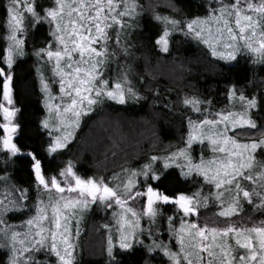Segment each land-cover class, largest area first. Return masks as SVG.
Instances as JSON below:
<instances>
[{
  "label": "trees",
  "instance_id": "obj_1",
  "mask_svg": "<svg viewBox=\"0 0 264 264\" xmlns=\"http://www.w3.org/2000/svg\"><path fill=\"white\" fill-rule=\"evenodd\" d=\"M248 1L261 3V0ZM125 2L131 3L132 0H121L117 13L125 10ZM234 2L235 0H223L224 4L231 5ZM136 3L139 5L136 10L138 14L123 17L125 21L123 28L119 23L113 26L110 41L106 45L109 46V58L114 57L117 60L109 63L107 74L101 79L109 82L108 90L120 83L124 89L129 87L135 89L142 98L137 99L128 95L126 103H119L106 96L102 97L103 103H98L93 107L92 112L81 117L80 126L75 130V135L68 142V146L49 153L48 146L53 142L56 134L50 127L46 129L42 125V121L46 119L51 125L53 124L51 117L46 115L49 98L47 91L43 88L42 81L46 79L41 71V64L45 60L35 53L39 48L47 47L49 41H52V47L54 46L55 41L51 35L53 28L47 21L33 26L34 20L31 14L24 13L25 31L20 35L25 37V54L16 55L12 68L9 70L5 62L10 44L7 39L10 34L9 12L7 0H0V67L10 71L13 77L12 101L17 109L14 121L19 125L13 142L21 148V152L13 157L6 149L0 147V196L4 195L5 188L18 199L19 191L16 189L29 190L28 199L20 201L24 207L8 215L9 223L21 224L34 216L38 185L32 168L35 161L29 153L36 154V158L41 161L44 175L49 179L52 175L58 177L64 165L71 162L78 175L95 179H98L100 175L99 177L103 178L105 183L116 188L131 175L130 171L125 172L124 169H136L140 173L135 177L138 184L137 191L138 188L142 190L144 186L151 185L169 196H176L183 192L200 202L207 197V207H204L206 203L203 204V202L204 208H202L200 203L198 212L201 213L205 208L216 209L218 210L216 213H219L216 215L224 217L220 215L222 207L217 206L213 195L217 191L215 184L205 180L203 174L196 171L184 175L186 163L169 164V167L165 168L163 156L171 153L175 148L182 147L187 149L192 162L197 164L200 163L198 157L206 164L220 159L217 146L213 145L206 136L203 141L192 142L191 146L187 144L191 131L189 121L213 120L215 117H221V114L227 116L229 113H244L247 109V101L240 99L241 94L249 99L256 97L257 106L250 109L248 114L256 122L257 127L238 125L227 134L229 136L232 134L241 142L264 138V60H261L257 53L245 48L242 40L234 42L241 46V50L236 53V59L225 60L219 56H213L211 48L203 40L196 38L194 33L185 34L188 21L196 17L209 16L212 9H217L221 5V0H136ZM35 4L37 11L43 15V9L54 6V0H35ZM157 13L181 21L183 29V31H171L169 51L166 53L156 43L166 27L164 21L156 19ZM260 31H264V26L258 29L257 33L259 34ZM117 34L120 37L119 44ZM254 44L258 46V40L254 41ZM125 47L128 49L127 52L124 51ZM123 73L126 76H121ZM101 79L99 85H101ZM3 80L4 77L0 76V104L4 96ZM98 84L96 86H99ZM233 85L235 94L230 96L229 92ZM53 94H56V89ZM49 95L52 94L49 93ZM184 96L198 98L201 101L199 104L201 110L197 112L192 105H185L182 100ZM106 118L111 121L109 127L104 121ZM98 123H101L100 128L96 126ZM1 124L0 111V134ZM210 126L211 124L202 126L197 124V127H203L208 135ZM94 128L98 130L92 133ZM221 130L223 131V128ZM245 132L249 134L247 138L241 135ZM254 155L257 166L252 174L264 172V167H261L264 165V146L257 149ZM153 156L160 159L152 160ZM145 165H151V170L159 173L160 179L153 180L151 172L146 179L143 175ZM251 184L248 187L245 185L244 188L249 191L256 189L257 186ZM259 203V199L255 197L253 203L241 198L239 212L253 210L255 226L264 227V207H258ZM158 210H161L166 221H160L162 225L159 227L162 231L155 232L153 240L158 243L165 242L164 244L170 247L172 239L166 234L170 229L168 217L173 218L175 225L185 216L173 211L170 202L161 204ZM237 213L238 211L224 218L233 220ZM185 219L188 223H193L192 218L186 216ZM231 223H234L237 228L240 222L234 220ZM86 224L89 225V231L96 225L101 240L100 222L90 218L84 226ZM166 228H168L166 232L163 231ZM155 229L158 227L155 226ZM184 235L187 237V234ZM251 235L254 237L253 243L258 247V238L253 233ZM144 236L145 231L142 238ZM236 239V234L230 233L227 242L235 249L237 264H239V255L247 254V250L238 246ZM219 241L220 238L217 237V242ZM210 242V240L205 241V243ZM0 243L3 242L0 241ZM152 243L137 244L131 251L114 247V259L103 254L104 248L99 255L95 256L82 246L83 249L75 256L74 264H117V262L118 264H145V262L167 264L169 257H163L165 254L160 249L148 253L146 246ZM203 255V264H207V253ZM8 256V249L0 247V264H7ZM158 256H160V262L157 263ZM37 257L42 260L40 254Z\"/></svg>",
  "mask_w": 264,
  "mask_h": 264
},
{
  "label": "snow or ice",
  "instance_id": "obj_2",
  "mask_svg": "<svg viewBox=\"0 0 264 264\" xmlns=\"http://www.w3.org/2000/svg\"><path fill=\"white\" fill-rule=\"evenodd\" d=\"M246 5V7H245ZM20 7H26L28 13L31 14L34 25L47 21L49 25H54L51 31V35L54 37L58 46H62V49L52 51V41L48 42L47 47H41L36 51L38 57H43L45 54L49 59L55 57L56 67L55 71L62 77L60 80L61 91H65V87L71 88L75 96L72 98L71 103L63 108L61 111L60 105H49V112L55 107L57 116L60 117V122L57 125H51L49 120L42 121L44 128L56 127L62 133L55 137L54 142L49 144V153H54L59 149H64L68 146V142L74 137L75 130L80 126V120L83 115L93 111V107L98 103H103L102 97H107L111 100L118 101L119 103H126L127 96L130 95L133 98H142L140 93L135 89L129 87L124 89L120 83L115 85V91L108 90L107 80L101 79L102 86H96L97 78L101 77L100 68L107 62L109 58V51L107 47H95L94 44H98L100 41H104L105 44L108 41L107 30L112 27L113 23H119L121 28L124 27L125 21L123 17L137 15V8L139 5L136 0H132L131 3H124V11L117 13L116 8L119 7L114 0H54V6L43 9V15L37 11L35 0L28 3L27 0H12L11 6L8 8L9 12V29L10 35L7 39L10 41L7 48V55L5 62L8 69L12 68L14 63V57L16 55L23 56L25 54L24 45L25 37L20 35L25 31L24 16L19 11ZM246 11H254L258 13L257 18H253L252 15L245 14ZM217 12L219 13L217 15ZM235 17V25L238 27L237 33L231 25V17ZM156 19L164 21L166 27L163 33L157 38L156 43L161 47L163 52L169 51V36L171 31H183L181 28V21L156 14ZM111 21V23H110ZM211 21H216L218 25L216 32L218 35L213 36L211 30L208 32V38H205L204 25L209 24ZM222 22V24H221ZM169 25L171 27H169ZM199 26V30H197ZM264 26V0H261L259 5H256L248 0H235L231 5L224 4L221 0V6L219 9H212L211 14L205 18L196 17L187 22L186 35L193 34L196 38L203 40L212 50L213 56H219L225 60H235L236 53L241 50V46L234 43L236 41H244V47L253 53H257L261 60H264V31L257 30ZM93 32L95 34H93ZM251 35H248V33ZM226 38L233 43H226L224 45L226 51H217L216 45L222 42ZM258 38V46L254 44V41ZM120 37L117 34V43L119 44ZM127 52V47L124 48ZM78 53L81 57L79 63L84 64L83 68L76 67L73 72L66 73L61 68V60L67 57L72 59L73 54ZM87 56V59H85ZM69 68H72V64H68ZM0 76L4 77L3 80V95L4 99L9 105L12 101V74L10 71H6L5 68L0 67ZM67 76L68 79H63ZM45 91H49V85L46 80L42 81ZM72 92L67 93L72 95ZM158 92V90H157ZM93 93L95 95L93 96ZM235 94V86L229 92L232 96ZM240 99L247 101V109L244 113L234 114L229 113L227 116L222 115V120H208L205 119L199 122L189 121L191 131L188 137V145L191 146L194 140L203 141L205 138V132L203 127H197L199 125L211 124L217 125L224 124L222 132L208 135V139L213 145L223 144L224 147L219 148L220 151L228 153L227 161H209L207 164L203 159L199 164L193 163L190 154L187 149H180L179 152L173 153L171 156L165 158V168L169 167V164L174 162V157L183 156L188 160V172L183 173L189 175L193 171L202 173L204 179L211 181L215 184L218 190L216 195L221 198L223 203V193L219 190L225 187V190L231 192V188L227 186L235 185V195L232 196L231 203L227 205L224 210L220 212V215L224 217L232 216L239 211L241 193L242 197L249 203H253L254 197L258 198L260 203L258 207H264V172L253 173L254 168L257 166L254 153L257 149L264 146V138L260 140L253 139L250 142H241L236 137L229 136L227 122L229 117L236 115L238 118L231 121V126L235 129L238 125L249 126L256 128V122L248 114V111L257 106L256 97L251 99L241 94ZM85 101L87 106L85 107ZM185 105H192L194 110L199 112V104L201 101L198 98H185ZM0 109L3 110L5 119L8 123L3 124L5 135L0 137V143L4 149L11 156H16L21 152V148L13 142V135L15 134L19 125L12 123V117L15 116L17 109L5 107L0 104ZM67 113H71L74 119H67ZM51 134V133H50ZM230 145V147H229ZM216 150L215 147L213 149ZM32 159L35 161L32 164V168L35 171V177L38 185V199L36 205V215L30 217L24 223L27 224V231L21 233L16 230V225L8 222V215L20 208L24 207L21 204V200L28 199V189H16L19 191V199L13 197L8 189L5 188L4 195L0 196V247H6L9 251L7 264H46V261L40 260L37 257V253L43 249L48 248L51 253H54L58 258V264H74L75 256L73 254L74 245L70 242V229L68 221L71 216L76 215V209H86L90 202H95L97 199L103 202H107L110 199H114L116 204L124 208L126 212L131 213L134 220L127 219L126 216H121L120 229H119V248L125 251L134 250L135 245L143 244L144 230L140 225V220L137 212L126 206L127 200L134 199L135 196L143 195V193L135 192L134 188L137 183L135 177L140 173L136 169H124L123 171L131 172L127 182L122 185H118L117 188L109 186L105 183L103 178L97 181L95 178L89 177L87 179L78 175L73 168L71 162H69L66 169L60 171V176L64 179V184L56 175H52L51 178H47L41 168V161L36 158L35 153H29ZM160 159V157L153 156L152 160ZM213 163H216L215 169L211 167ZM264 167V165H261ZM151 172V178L153 180H159L160 174L151 170V165H145L143 175L147 179ZM246 172L249 173L246 175ZM71 178H74L75 183L71 182ZM247 179L256 185V189L249 191L247 188H243L240 179ZM258 178V179H257ZM6 179V178H5ZM66 185V187H65ZM39 186L49 195V204L45 207L40 205L44 204L43 200L39 199ZM15 188V186H13ZM118 188L123 189L124 195L118 191ZM53 190L58 195V199L53 202ZM69 193L79 190L80 197L73 199L72 197H65L63 193L65 191ZM90 196L91 201L86 197ZM205 200L207 197L204 198ZM157 201H163L165 203L172 201L178 205L179 209L183 213L192 214L198 212L199 200L194 199L193 196L186 195L181 192L176 196H169L159 192L158 189L153 188L151 185L147 187V206L144 214L149 217L150 225L155 223V219L158 215V208L155 207ZM52 208L53 220L55 229H46L42 222L49 219L47 207ZM111 207V204L108 205ZM169 224H172V217H168ZM63 222V223H62ZM125 225H128L126 228ZM149 235H152V229L149 228ZM187 232V237L184 233ZM248 233L245 235V233ZM256 233L259 240V245L253 243L254 237L251 233ZM211 233V236H209ZM230 233H235L237 236L236 244L243 249L247 250V254H241L238 257L239 264H264V227H255L252 229L236 228L228 226L224 228H208L207 225L199 227L195 223H181L179 232L177 233V239L180 245L179 252L172 251L170 247L163 242H156L153 240L151 245H147L148 253L155 252L157 249L163 251L168 256L173 264H203V253H207V264H237V256L235 255V249L229 244L225 237ZM78 234V233H77ZM51 237V243L49 245L48 237ZM138 237H140L138 239ZM217 237L220 241L217 242ZM211 241L205 243V241ZM116 241L110 235L108 238V255L114 259V246ZM62 245V249H61ZM182 254V255H181ZM118 264V262H117ZM147 264V262H145Z\"/></svg>",
  "mask_w": 264,
  "mask_h": 264
},
{
  "label": "rangeland",
  "instance_id": "obj_3",
  "mask_svg": "<svg viewBox=\"0 0 264 264\" xmlns=\"http://www.w3.org/2000/svg\"><path fill=\"white\" fill-rule=\"evenodd\" d=\"M32 1L33 0H27L28 3H31ZM114 2L119 5L121 0H114ZM248 2H250V1H248ZM11 3H12V0H7V9L11 6ZM254 4L259 5L260 3L258 2V3H254ZM228 5H230V4H228ZM220 6L221 5H219L217 9H219ZM245 7H246V5H245ZM117 10H118V7L116 8V11ZM19 11L22 14L27 13L26 7H20ZM251 12L254 13V14H252ZM218 14L219 13L217 12V15ZM245 14L252 15L253 18H257L258 17V13L254 12V11H246ZM230 19L232 21L230 26H232L234 28V30L238 33L239 32L238 27L234 23L235 17L232 16ZM110 23H111V21H110ZM221 24H222V22H221ZM114 25H118V23H113L112 27L107 30V32H108V41H107V43L110 41L111 31H112ZM218 26H220V25H218L216 21H211L209 24L204 25L203 27H204L205 38H208L207 35H208L209 30H211V33L213 34V36L218 35V33L216 32V29H217ZM52 28H54V25H52ZM197 30H199V26H197ZM93 34H95V33L93 32ZM248 35H251V33L249 32ZM258 38H259V36L257 35V40H258ZM54 41H55V39H54ZM226 43H233V42L226 38V33H225V39L222 42H220V43H218L216 45L217 51H220V52L226 51V49L224 47V45ZM106 44H105L104 41H100L98 44H94V46L95 47H101V48L102 47H107L109 49V46L106 45ZM60 49H62V46H58L57 42L55 41V44L51 48V50L52 51H57V50H60ZM42 59L45 60V62L43 61V64H41V67H42L41 71L44 73L43 77H44V79H46V81L48 82V85H49V91H47L48 94L46 93L47 97L49 98V105H52V106L60 105L61 106V111H63V108L67 107L71 103V100L75 96V93L72 92L71 88L67 87V85L65 87V91L64 92L61 91L60 80L62 79V77L55 71V67H56L55 57L49 59L47 57V55L45 54L42 57ZM85 59H87V56H85ZM80 60H81V57L79 56V54L78 53H74L71 60H69L67 57L62 58L60 66H61V68L64 69V71L66 73H68V72H73L74 73V69L76 67L83 68L85 66L84 64L79 63ZM112 60H117V58H114V57L108 58L107 62L100 68L101 77L97 78L96 84H98L100 82V79L107 74V70L109 68V63L112 62ZM68 64H72V68H69ZM113 74H116L117 76L120 75L118 73H113ZM121 76H126V74L123 73V74H121ZM63 79H68V77L65 76V77H63ZM99 86H102V85H99ZM55 89H56V94H53V92H55ZM111 90L115 91L116 89H115V87H112ZM69 92H72L71 96L67 94ZM49 93H51L52 95H49ZM94 95H95V93H93V96ZM184 99H185V96H184ZM184 99H182V100L184 101ZM2 104L5 107L15 108L13 103L11 105L8 104V102L4 99V96H3ZM86 105H87V102L85 101V106ZM0 111H1V116H2V124H1L2 132L0 134V137H3L6 134L5 130L3 128V124L8 123V121L5 119L3 110L0 109ZM46 115H47V117H51L50 120H51L53 125L59 124L60 117L57 116L55 107H53L52 111L49 112V106H48V110H47V114ZM65 115H66L67 119H74V116L71 113H67ZM237 118L238 117H236V116L229 118V120L227 122L228 131L229 130H231V131L233 130V128L231 126V121L234 120V119H237ZM213 120L220 121V120H222V116L221 117H215V118H213ZM104 121H105L106 124H108L107 126L109 127L111 121L109 119H107V118ZM12 123H15L14 117H12ZM100 124L101 123H98L96 126H98V128H100L101 127ZM98 128H94V131L92 133L96 132V130H98ZM222 128L224 129V124L223 123H220V124H217V125H211L208 128V131H210L209 135L214 134V133L222 132V130H221ZM50 129H52V131H55L56 136L62 135V133L59 131L58 128L50 126ZM15 134H16V132H15ZM15 134L13 135V138H14ZM241 135L244 136L245 138H247L249 134L247 132H245V133H242ZM205 136L208 137L207 132L205 133ZM230 136H232V134H230ZM89 139L91 140L92 137L89 138ZM196 141L200 142L198 140H194L193 142H196ZM53 142H54V140H53ZM187 144H188V140H187ZM216 146H217L218 152L220 151L219 148L224 147L223 144L216 145ZM0 147L2 149H4L3 146H2V143H0ZM229 147H230V145H229ZM180 149H183V148L182 147L175 148V149L172 150L171 153H168V154H166L163 157L164 158L169 157L173 153L179 152ZM198 156H201V155H198ZM219 157H220V159H217V161H225L226 162L227 159H228V153L220 151ZM173 159H174V162H172L170 164L186 163L187 167H186V169H184V173L188 172V160H186L183 156H176ZM200 160H201V158L198 157V161L199 162H201ZM67 166H68V164L64 165V167L62 169H66ZM211 167L213 169H215L216 163H213L211 165ZM34 173H35V171H34ZM247 174H249V173L246 172V175ZM99 176L100 175H98V179H96L97 181L100 180ZM57 178L61 180L62 185H63L64 184V179H63V177L60 176V172L58 173V177ZM82 178H84V177H82ZM70 179H71V182L74 184L75 183L74 178L70 177ZM85 179H87V178H85ZM135 179L137 181V178H135ZM126 182H127V179H125V181L123 183H126ZM239 182L241 183L243 188H244L245 185L248 187L252 183L251 181H248L247 179H243V178L240 179ZM123 183H121L120 185H122ZM40 187H41V192L39 193V199L44 201V204H42L40 206L41 207H45V206H47L49 204V195H48L47 192H45L42 189V186H40ZM65 187H66V185H65ZM137 187H138V184L136 183L134 191L143 193V195L135 196L134 199H132V200H127V197L124 196V198L126 199V206L134 209L137 212L138 216H139L140 225L143 228V230L145 231V236L143 238L144 243L145 242H153V238H155L154 233L155 232L159 233V231H162V229L159 226L162 225L160 223V221L164 220V217H163V215L161 213V210H159L158 215H157V217L155 219V223L150 225L149 217L144 214L145 208L147 206V187L148 186H144V188L142 190L138 188V191H137ZM227 187L231 188V192L226 191L225 187H222L219 190L221 193H223V196H222L223 203H221V198H218L217 195H216L218 190L215 191L214 194H213L217 206L222 207V210H224V208H226L227 205L229 203H231L232 196H234L235 192H236L235 185H231V186H227ZM117 190L120 191L122 195H124L122 188H118ZM63 195L65 197H72L73 199H76V198L80 197L79 190L73 191L71 193H69L66 190L65 193H63ZM86 198L89 201H91V197L90 196H87ZM241 198L244 199L242 197V193H241ZM37 199H38V197H37ZM55 199H58V195L53 190V202L55 201ZM244 200H246V199H244ZM163 203H165V202L157 201L155 207L159 208V206L161 204H163ZM200 203L201 204L202 203L203 204L206 203V205L204 207H207L208 199H206V200L204 199V201L201 200ZM109 204H111V207L108 206ZM203 204L201 206L202 208H204ZM36 205H37V200H36ZM172 209H173V211L180 213L181 216L182 215L185 216L184 218H182L183 220H181V221L179 220V223L175 224V225H174L175 221L173 222V220H172V224L171 225L169 224L170 229L172 228L171 230L168 229V228L163 230V231L166 232V230L168 229L166 234H168V238L172 239V241L170 243V245H171L170 249L172 251H175V252H179V250H180V245H179V242H178V239H177V233L180 230L182 221L188 223V221L185 219L186 216L192 218L193 223L195 222V224H197L199 227H204L205 225H207L208 228H213V227H215V228H224V227H228V226L235 227L234 223H231L234 220L240 222L238 224L237 228L252 229V228L256 227L255 226L256 222L253 219V214H254L253 210H251L250 212H244V211L239 212L238 211V213L233 217V220H228V219H226L224 217H221V216L218 217V215H216V214H219V213H216L218 211L216 209H211L210 210V209L205 208V210H202L201 213L197 212V213H192V214H187L186 215L185 213H183L182 210L179 209L178 205H176L174 202L172 203ZM75 211H76V215L71 216L69 221H68V226H69L70 233H71L70 234V242L74 245V248H73L74 256H76V254L80 250L83 249L82 246H84L85 247L84 249L87 250V252H89V253L91 252V254H93L95 256L99 255L101 253V251L103 250V248H104L103 254L105 253L104 255L109 257L107 248H108V238H109L110 235L113 237V240L117 242V243H115L114 247H117L118 249H120L119 248V244H118V239H119V229H120L121 216L124 215L129 220H134L135 219L134 217H132L131 213L126 212L124 208H121L120 205L116 204L114 199H110L107 202H103V201H100V200L97 199L95 202H90L89 206L86 209H84L82 211L79 210V209H76ZM47 212H48L49 219L47 221H43L42 224H43V226L46 229H53L54 230L55 229V224H54V220H53L52 208L50 206L47 207ZM96 214H98V216ZM35 215H36V207H35V211H34V216ZM90 218H94V220L100 222V231H101V236L103 237V238L101 237V240L99 239V230L96 227V225L92 226L91 231L88 230V228H89L88 224H86V226H84L85 223H88ZM250 219H252V220L250 221ZM165 221L166 220H164V222ZM167 222H169V220H167ZM16 226H17L16 230L21 232V233L27 231V229H28L27 224L24 223V222L21 223V224L18 223ZM155 226H157L158 229H155ZM125 227L127 228L128 225H125ZM150 227L152 229V235H149V231L148 230H149ZM184 234H187V232H185ZM247 234L248 233L246 232L245 235H247ZM253 234L255 236H257L256 233L253 232ZM209 235H211V233H209ZM228 236L225 237L226 241L228 239ZM139 238L140 237H138V239ZM48 239H49V245H50L51 237L49 236ZM61 249H62V245H61ZM162 253H163V251H162ZM38 254H40V256L42 257V260L46 261V264H58V258L55 256L54 253H51L48 248L43 249L41 252L37 253L36 255H38ZM163 257H167V256L164 255ZM156 262L157 263L160 262V256L157 257ZM167 264H173V261L169 258V261H167ZM182 264H186V262L182 261Z\"/></svg>",
  "mask_w": 264,
  "mask_h": 264
},
{
  "label": "flooded vegetation",
  "instance_id": "obj_4",
  "mask_svg": "<svg viewBox=\"0 0 264 264\" xmlns=\"http://www.w3.org/2000/svg\"><path fill=\"white\" fill-rule=\"evenodd\" d=\"M170 203H173V202H170Z\"/></svg>",
  "mask_w": 264,
  "mask_h": 264
},
{
  "label": "water",
  "instance_id": "obj_5",
  "mask_svg": "<svg viewBox=\"0 0 264 264\" xmlns=\"http://www.w3.org/2000/svg\"><path fill=\"white\" fill-rule=\"evenodd\" d=\"M169 202H172V201H169Z\"/></svg>",
  "mask_w": 264,
  "mask_h": 264
},
{
  "label": "bare ground",
  "instance_id": "obj_6",
  "mask_svg": "<svg viewBox=\"0 0 264 264\" xmlns=\"http://www.w3.org/2000/svg\"><path fill=\"white\" fill-rule=\"evenodd\" d=\"M112 259V258H111Z\"/></svg>",
  "mask_w": 264,
  "mask_h": 264
}]
</instances>
